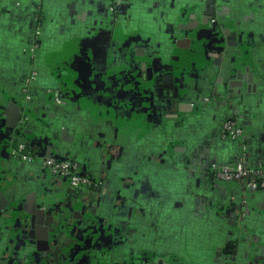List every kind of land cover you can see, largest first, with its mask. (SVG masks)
<instances>
[{
    "label": "flooded vegetation",
    "instance_id": "flooded-vegetation-1",
    "mask_svg": "<svg viewBox=\"0 0 264 264\" xmlns=\"http://www.w3.org/2000/svg\"><path fill=\"white\" fill-rule=\"evenodd\" d=\"M115 1L117 3L112 1L108 9L112 18L110 35L99 45L83 43V46L71 49L67 57L47 55L40 50L39 44L24 53L29 65L21 86L20 99L23 104L17 108L21 121L14 132L7 133V140L11 138V141L0 142V264L5 261L9 264H183L182 259L190 264H201V261L194 260L198 253L194 249L192 251V247L196 245L194 242L204 239L208 230L204 222L206 210L201 206L196 208L195 204V210L191 207L190 213L181 211L184 217L177 223L163 225L166 219H158L159 212L148 207L146 182H143V194L135 192L133 188L128 189L124 183L128 173L136 177V172L143 173V176L154 172L147 162L148 153L162 156L159 160L164 167L161 168L173 175L181 174V171L189 174L198 172L211 180L212 184L240 186L241 198L237 207L219 210V217L225 225V245L215 247L214 256L212 252L210 255L213 262L218 264H259L258 261H264V205H256L255 208L250 200L253 201L259 194L264 196V190L250 191L255 194L246 196L249 191L240 183L216 180L212 166L226 163L220 162L218 156L210 155V152L195 155L197 149H194L188 159H179L177 152L180 144L201 136L200 132L193 130L199 122L198 117L193 118L194 112H225L223 119L217 122L215 137L237 145L235 162L242 159L250 164V145L245 140L240 122L239 98L251 89L255 78L264 79V71H254L250 56L251 48L264 51V21L261 19L264 13L258 11L262 6L258 5L257 0ZM153 1H156L155 4H151ZM164 1L175 3L165 6ZM104 12L101 11L100 20L93 24L101 28L109 25ZM143 12L158 21L170 18L171 24L176 25V35L171 39L174 51L170 52L166 45L169 39L161 36L160 26L156 25V35L161 36V41L154 44L143 40ZM39 19L37 17V21ZM40 34L41 31L39 35L35 34V42L39 41ZM91 57L93 60L90 61ZM162 63L166 65L163 67ZM76 72H82L81 76L74 78ZM39 88L42 99H46L42 103L44 106L37 105L35 100ZM54 109L57 114L53 119L41 117L42 112H54ZM29 112H38L44 123L42 129L32 126L35 119ZM76 112L84 113L81 115L82 121L74 120ZM158 114L160 125L150 123L155 122ZM85 116L93 122V135L91 132L86 134L83 127ZM167 122L172 124L169 131L174 137L163 129ZM226 122L241 130L240 140L224 135L222 126ZM175 124H181V127ZM172 127H175V132ZM152 128L159 129L162 137L168 135L171 138L160 145L162 151H153L150 146H144L141 153L134 151V148L130 151L128 141L127 151L133 157L126 158V150L114 156L109 154L116 145L125 143L119 138L122 131L133 133L150 131ZM49 129L58 141L40 148L43 138L51 139L45 135ZM26 133L33 138H24ZM79 133L84 137L92 135L99 142L86 155L87 159L98 160L96 169L83 164L86 156L83 157L81 151L79 162L64 157L67 156L64 152L73 157L72 149L67 147H74ZM20 139H26L23 151L31 158L29 161H23L21 156L11 153ZM83 147L90 148L89 144L83 143L77 149ZM34 149H42V152H35ZM102 153H107L110 161L102 162ZM1 155L11 156L9 159L19 169L38 162L48 173L44 165L47 158L66 161L87 183L73 189L66 179L57 177L64 180L67 186L65 195L43 196L36 185L28 186L31 190L35 187L32 195L17 200L15 189L21 193L19 187L25 185L24 181H20V185L11 182L13 163L10 165V160L2 159ZM137 156L143 165L136 163ZM196 163L203 170H199ZM28 187L24 186V189ZM15 204L24 208L27 216L21 214L26 220L23 224L19 218L16 219L18 226L14 224L12 228L16 233L9 237L12 229H8L7 221L14 219L10 209ZM132 204L140 209L139 218L131 221L125 215ZM186 206L189 207L188 203ZM214 212L216 210L210 209L208 215ZM100 216H103V222L111 225L112 230L94 227L99 222L96 218ZM193 216L203 220L199 221ZM153 220L156 221L157 231L159 226L160 229L165 227L160 230L163 231L162 235L166 228L172 226L167 230L166 237L160 236L164 239L160 242L161 246L169 244L173 246L171 248H178L177 252L167 250L164 255L143 261V240L140 243L137 241L134 246L133 241L143 234V230L150 231ZM100 231L101 234L98 233ZM110 232L111 239L105 238L110 236ZM253 240L257 245H250ZM94 245L97 247L95 250ZM202 255L200 257H205V252ZM240 255L243 258L239 259ZM250 256L255 262L248 258Z\"/></svg>",
    "mask_w": 264,
    "mask_h": 264
},
{
    "label": "crops",
    "instance_id": "crops-1",
    "mask_svg": "<svg viewBox=\"0 0 264 264\" xmlns=\"http://www.w3.org/2000/svg\"><path fill=\"white\" fill-rule=\"evenodd\" d=\"M112 1L114 4L117 3L115 0H0V142L7 140L8 131L14 132V129L21 121V114H19L20 112H17V108L23 104L20 99L21 86L24 78L27 76L29 65L27 55L24 54L25 51H29V49L34 47L36 44H39L41 47L40 50H43V53L47 55L59 54L67 57L70 54L71 49L74 47H81L83 46V43H86L87 45L90 44L91 46L97 44L99 45V43L104 42L105 38L110 35L112 18L109 15L108 9L111 6ZM155 2L156 1H153L151 4H155ZM184 2H186V5H189L187 1ZM257 2L259 6H262L258 9V11L264 13V0H257ZM164 3L165 6H167L175 3V1H164ZM102 10L105 11L104 14L108 17L105 18V20H107V22L109 21V25L104 28L99 27L98 24H93V22L100 20V13ZM179 16L181 15L179 14ZM37 17H40L39 21H37ZM261 19L264 21V17H261ZM156 25L161 27V36H165L169 39V41L166 42V45L170 48V52L174 51L171 48L174 45L172 44L173 41L171 39L175 37L177 31H175L176 25L173 24V26L171 24L170 18H164V20L158 21L153 18L152 15L145 14L143 12V40H147V42L151 41L154 44L161 41V36L158 37L156 35ZM125 28L126 27H123L124 30L128 31V29ZM37 30L41 31V36L39 41L35 42L34 38L36 37L35 34ZM250 53L254 71L257 72L258 70L263 72L264 51L257 49L254 50L251 48ZM90 59L93 60L92 57L89 58V60ZM162 65L164 67L166 64L162 63ZM81 73L82 72H76L74 78L80 77ZM251 86V89L242 93V98H239V113L241 116L240 122L242 124L245 140L249 141L250 145V164L263 165L264 79L255 78ZM41 91V88L36 90L37 96L35 100L37 105H42V103L44 104L46 101V99H42ZM49 109H51V107ZM66 109H68V106ZM29 114L35 119V121L33 120L34 122L32 126L35 129L41 128V125L44 123L40 120L38 112H29ZM41 114L43 115H41V117L45 116L46 118L53 119L54 115L57 113L54 109V112H42ZM75 114L76 118L74 120H78L79 122L83 120V112H76ZM225 114V112H214L212 110L211 112H202L201 114L200 112H194L192 116L193 118L198 117L199 122L195 125L193 124V130L200 132L201 136L192 139L190 142L187 140L185 143L180 144L179 152H177V155L179 154L178 158L180 159L183 157V159H188L193 154L194 149H197L195 155H206L210 152V155H215L216 157L218 156L217 158H219L222 163H234L236 160L237 145L234 143L223 142L215 138L214 133L218 126L217 122L221 118L223 119ZM83 122H85V124L83 123V127L86 128V134H89V132L94 134L93 132L95 131V128L90 118L85 116ZM45 135L46 138L51 137V139L46 140L43 138L40 148L50 146L49 144L54 145L56 144L55 142L58 141L57 139H54V132L50 129L45 132ZM23 137L33 138L27 133L24 134ZM25 140L26 139H24V141H19L16 147L23 146V143L25 144L26 142ZM7 141H11V138ZM187 142L189 143L187 144ZM58 146H60V144ZM58 146L56 148H58ZM60 149H62V146H60ZM82 149H84V147ZM82 149L79 150L74 148V150H72L71 153L73 161L79 162L80 159L78 158V155L80 156L79 152L82 151ZM87 149L90 151L91 147ZM41 150L34 149V151L38 153L39 151L41 153ZM1 156L2 159H5L6 161L10 160L9 155L8 157L3 155ZM108 158L109 156H104V153L101 154L102 162L104 161L106 163L107 161H110ZM90 159H87V157L84 158L83 164L87 167L96 169V163L98 160L96 159L93 161ZM11 163H13V161L11 162L10 160L9 164L11 165ZM197 166L199 170H203L199 163ZM150 167L152 168V163H150ZM12 169L14 170V176L11 178L12 183L15 182L16 185H20V181L23 180L25 184L24 186L26 187H36L37 185L43 192V196H48L49 194L54 196H63L67 191V186L64 180L57 178V176L54 177L51 173L44 171L41 164L38 162L22 166L21 169H19L17 164L14 162ZM158 170V173L153 172L151 175L147 174L143 176V182H146L148 186L147 190L145 189L146 195L150 196H147L148 207H156L154 208V212H159L158 214H160V216L158 219H166V222L163 225H173L174 223H177L181 211L190 213L191 207L195 210V204L196 208L201 206V208L205 209V215L207 216L204 218V222L206 223L208 230L204 236L205 241L203 239L194 242L196 245L194 248L192 247V251L194 249L195 253H198L194 256V260L198 262L201 261V264H218L213 262V257L210 255V252H212L214 256V251H216L214 248L223 247L225 245V225L223 220L219 217V210H231L237 207L241 198L240 186L222 183L215 185L214 183H211V180L205 178L198 172L189 174L181 171V174H186L184 176L176 173L173 175L172 172H168L167 170H164V168H160ZM157 175L164 177V180L167 182V187L169 188L162 196L160 207H158L159 202L153 199V196L156 193H159L156 183ZM193 175L197 176L194 182H192ZM150 181L152 182L150 183ZM143 182L141 183L140 190L138 191L141 194H143ZM171 185L174 186L175 189ZM24 186L19 187L21 188V193L20 190L15 189L14 196L17 200L24 196L33 194L31 191H34L35 187L31 190L29 187L24 189ZM179 186L183 187L180 192ZM252 194L255 193H250L249 191L246 193V196ZM250 202H252V205L255 206V208L256 205L263 206L264 196L262 194L256 195L255 199H253V201L250 200ZM141 203L143 204V201H141ZM187 203L189 207L186 206ZM177 204L180 205L178 206ZM23 209L24 208L20 207L18 204H15L14 207L10 209L14 219L12 221H7L9 230L14 228V224L16 225V219L19 218L21 224L26 221L21 217V214H25L24 216H27V212L23 211ZM210 209L216 210V212L212 215H208ZM193 218L199 221L203 220L198 218V216H193ZM171 227L172 226H169V228H166L165 230L170 229ZM164 228L165 227L161 229L164 230ZM161 229L159 226L158 234H161ZM15 233L16 231L12 229L9 237H12ZM162 236L166 237L165 233ZM251 243L252 244L250 245H257L255 240L251 241ZM204 252L206 254L205 257H200L201 254L204 256ZM202 258H204V260H202ZM238 258L241 259L243 256L240 255ZM248 258L253 260V257L251 256ZM254 260L253 262H255ZM258 262L259 264L264 263V261ZM4 264L9 263L5 261Z\"/></svg>",
    "mask_w": 264,
    "mask_h": 264
},
{
    "label": "rangeland",
    "instance_id": "rangeland-1",
    "mask_svg": "<svg viewBox=\"0 0 264 264\" xmlns=\"http://www.w3.org/2000/svg\"><path fill=\"white\" fill-rule=\"evenodd\" d=\"M159 119H160V114H158L157 117H155V122L150 121V123H154V125L157 123V124L160 125ZM161 119H163V118L161 117ZM171 125L172 124L167 122L163 126V129L165 130L166 134H171V136L174 137L173 134L169 131V128H170ZM174 126L181 127V124H175ZM172 128H173V132H175V127H172ZM158 130L159 129H157V128H154V129L152 128V130H150V131L144 130L143 132H133V133L129 132V130H124L121 133H119V136H120L119 138H120V141H125V143L123 145H116L113 149H111V152L109 154L114 156V155L120 154L123 150L124 151L126 150L125 151L126 158L128 156L131 158L133 156L128 154V151H127L128 148H129L130 151L134 148V151L140 152L143 149L144 146H150L153 151H158L159 152V150H161L160 145L164 144L167 141V139H171V138H169L168 135H166L165 137H162L161 136L162 133L160 131H158ZM92 135H91V137L90 136L89 137H84L81 133H79L78 137L75 138L76 139V144L74 145V147H71L72 145H70L67 148H71L72 150H74V148H76V149L79 148V145H82L83 143H86L87 145L89 144L90 147H94L93 145L98 144L99 142L95 138H93ZM215 138H217V137H215ZM179 139H180V136H179ZM19 141H24V140L20 139ZM128 141L131 144L130 147H128L127 144H126ZM61 145L64 147L63 143H61ZM133 145H134V147H133ZM80 148H81V146H80ZM87 152H90V151H88L87 147H84V149H82V151H81V155L82 156H86L88 154ZM11 153H12V151H11ZM64 153L67 155V156H64V157H67L69 160L73 161V159L71 158V156L69 154H67L66 152H64ZM105 154H107V153H104V156H105ZM107 156H109V155L107 154ZM123 156H125V154H123ZM146 156H147V159H148V161H147L148 164L150 165V163H152V170H154V173H156V172L158 173L159 172L158 169H160L161 167H164L161 163H159V161H160L159 159L162 158V156L155 155L154 153H148V154H146ZM78 157H79V155H78ZM139 158L140 157L137 156L136 163L143 165V162H141L142 160L141 159L139 160ZM170 161H172V159H170ZM136 174H137L136 177H132L128 173L125 176V178L127 180L125 179L124 183L128 185V189L133 188V190L135 192H138L140 190V185L143 182V173L136 172ZM149 174L150 175L153 174V171H150ZM123 175H124V173H123ZM161 175H163V174H161ZM161 175H157L156 176L157 177L156 183H157V186H158V192L159 193H156L153 196V199L157 200L159 202V206L158 207L161 206V199H162L163 194L165 192H167L168 189H169L167 187V182L164 180V177H162ZM181 175L185 176L186 174L182 173ZM196 177H197L196 175L192 176V182H194L196 180ZM151 182L152 181H150V183ZM172 187H174V186H172ZM182 188L183 187L179 186V192L182 190ZM174 189H175V187H174ZM147 196L150 197L149 195H147ZM133 205H135V204L131 205V208L128 210V212L125 215V218L128 219V220H131V221L135 220V218H139V214H138V210L139 209L134 208ZM154 208H156V207H154ZM154 208H152V209H154ZM152 209H150V210H152ZM150 210H148V212ZM152 213H153V211H152ZM180 215H181V217H179V219L181 220V218L184 217V214L181 213ZM102 217L100 216V217L96 218V220L99 221V222H96L97 225L95 224L94 227L97 228L98 230H100V228H103L104 231L105 230H112L111 225L108 224L107 221L106 222L102 221ZM149 221H151V220H149ZM155 222L156 221H154V222H152L150 224V231L149 232L143 230V234L141 236H138V239H136V241L135 240L133 241V246H134V244L137 241L140 243L141 239L143 240V242H142L143 243V261H145V260L148 261L149 258L155 257L157 255H164L167 250L172 252V253H174V251L177 252L176 249L178 247L176 249H174V248H171L173 246L169 245V244H166V246H161L162 243H160V242H162L164 239L162 238L163 239L162 240L160 238L161 234H158V231L156 230V227H155ZM98 224H100L101 227ZM167 230L164 232L165 234L167 233ZM101 232L102 231H100L98 233L101 234ZM162 232L163 231H161L160 233H162ZM110 233H111L110 236L105 237V238H110L111 239L112 232H110ZM157 241H158L159 244H157ZM96 248L97 247L94 245L93 249L95 250ZM182 262H183V264H190V262H188L186 259H182Z\"/></svg>",
    "mask_w": 264,
    "mask_h": 264
},
{
    "label": "built area",
    "instance_id": "built-area-1",
    "mask_svg": "<svg viewBox=\"0 0 264 264\" xmlns=\"http://www.w3.org/2000/svg\"><path fill=\"white\" fill-rule=\"evenodd\" d=\"M36 35H39V31L36 32ZM222 132L233 140H240L242 136L241 130L231 122H226L222 126ZM12 154L21 156L23 161H29L31 159L29 155L24 153L23 146L16 147L12 151ZM44 165L52 175L66 179L73 189L81 188L87 183L84 178L78 176L72 170V165L66 161L47 158L44 161ZM211 171L214 178L220 182H237L251 192L264 190V164L249 165L240 159L235 163L215 164L212 166Z\"/></svg>",
    "mask_w": 264,
    "mask_h": 264
},
{
    "label": "trees",
    "instance_id": "trees-1",
    "mask_svg": "<svg viewBox=\"0 0 264 264\" xmlns=\"http://www.w3.org/2000/svg\"><path fill=\"white\" fill-rule=\"evenodd\" d=\"M249 165H252V164H249Z\"/></svg>",
    "mask_w": 264,
    "mask_h": 264
},
{
    "label": "water",
    "instance_id": "water-1",
    "mask_svg": "<svg viewBox=\"0 0 264 264\" xmlns=\"http://www.w3.org/2000/svg\"><path fill=\"white\" fill-rule=\"evenodd\" d=\"M11 157V156H10ZM59 159H61V158H59Z\"/></svg>",
    "mask_w": 264,
    "mask_h": 264
}]
</instances>
